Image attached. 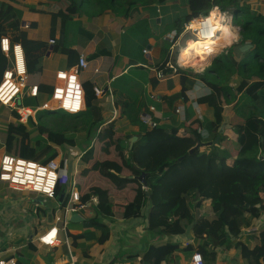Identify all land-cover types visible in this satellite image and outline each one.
I'll list each match as a JSON object with an SVG mask.
<instances>
[{
  "label": "trees",
  "instance_id": "obj_1",
  "mask_svg": "<svg viewBox=\"0 0 264 264\" xmlns=\"http://www.w3.org/2000/svg\"><path fill=\"white\" fill-rule=\"evenodd\" d=\"M167 1L43 0L36 6H30L15 0H0V39L9 36L11 42L22 46L26 86H36L39 93L37 98H25L23 106L36 110L41 104L38 102L39 97L48 98L52 94L53 80L44 76L41 69L42 59L50 47L53 48V54L65 57L66 70L77 64L79 52L68 46L69 27L81 40L91 41L95 38L93 32L80 25L81 16L91 20L123 12L122 17L131 20L140 14L141 9L155 8L157 4ZM241 1L187 0L185 7L166 6L162 9V18L155 17L152 23L142 19L128 27L134 41L133 49H127L123 60L124 69L129 67V77L131 75L134 79L145 80L153 93L167 92L179 86L178 93L165 97L168 107L178 100L187 104L188 92L196 83L202 84L208 93L199 96L196 104L209 109L211 119L203 117L201 121L193 117L192 109L188 108L184 121L179 124H159L151 117L157 125L149 127L140 117L141 102L130 94L135 82L132 83L125 76L115 79L111 86V99L117 114L100 132L102 137L98 136V130L103 125L99 104L104 103L106 98L96 97L93 92L95 86L89 83L82 84L85 95L83 112L71 115L60 110H40L35 114V121L29 118L26 124L18 121L8 124L4 153L43 164H49L57 158L55 148H74L78 145L67 133L79 130L77 121L83 124L80 129L90 128L87 134L88 139L92 137V141L79 158L87 165V170L83 174L77 173L75 182L80 203L89 202L93 196L98 198V203L92 207L93 216L85 220L82 226L72 224L70 230H76L77 227L82 231L78 235L69 233L74 245L79 240L89 239L96 244H104L109 238V230L101 222V217L115 220L140 218L143 217L142 209L147 207V230L152 234L171 237L183 235L191 226L194 243L187 245L183 251L193 253L198 249L204 264H214L217 249L231 248L239 250L245 264H264V231L259 234V243L253 246L237 240L241 227L249 228L252 220L264 212V119L242 117L238 113L237 98V95L243 94L255 101L264 92V16L252 13ZM60 2H65V5L51 12L60 23L58 37L51 36L53 45H49L48 41L30 39L21 32L24 11L45 13L43 7ZM214 8L232 17V24L239 28V40L215 58L203 72L178 67L172 72L166 66L168 62L175 61L170 46L162 48L161 61H157L158 49L155 46L152 62L145 58L143 50L152 40L157 43L163 37L166 26L165 31L169 28L174 32V42L183 33L185 24L207 16ZM34 26V23H30V28ZM244 44L252 45L253 49L245 54L242 61L236 62L232 55L233 48ZM101 56H111L103 44H99L86 60L92 61ZM6 68L7 60L0 51V80ZM157 74L163 78H158ZM231 75L239 80L235 90L227 83ZM228 105H232L229 126L236 135L228 147V153L234 158L230 165L225 161L218 162L220 156L213 149L206 156L199 155L201 149L208 148L216 140L219 145L226 141L218 130L223 121L224 106ZM58 112L63 113L70 122L57 129L49 128L42 122L44 114ZM11 115L18 119L16 112ZM148 115L151 116L149 112ZM122 118H126L130 126L138 130V141L130 150L121 142L118 144L121 135L114 129L116 121ZM184 130L186 132L183 134ZM202 131L207 132V139H203ZM33 133L36 134L32 136ZM97 136L101 141L98 145L97 141L94 142ZM142 174H145L147 188L138 179ZM56 193H59V189ZM209 197H212L210 207L214 218L196 217L193 211L201 208ZM37 211L40 209L37 208ZM41 212L46 214L42 209ZM238 223H241V227ZM83 227L86 230H82ZM36 248L33 242L28 241L24 251L33 253ZM179 248V244L170 242L158 247L149 246L140 254V263H167Z\"/></svg>",
  "mask_w": 264,
  "mask_h": 264
},
{
  "label": "crops",
  "instance_id": "obj_2",
  "mask_svg": "<svg viewBox=\"0 0 264 264\" xmlns=\"http://www.w3.org/2000/svg\"><path fill=\"white\" fill-rule=\"evenodd\" d=\"M15 1L21 4L36 6L39 2H42L43 0ZM179 1L180 0H175V2L168 1L163 4H157L155 8L152 7L150 9H141L140 14L134 16L133 19L135 17H141L148 20V22L152 23L151 21L153 20V18H162V9H165L166 6L177 5L185 7L187 5V3L180 4ZM241 4H245L252 13H259L264 16V0H243L241 1ZM42 9L45 11V13H30L27 11L23 12L22 21L27 22L28 24L34 23L35 26L33 28H28L27 30H21V32L24 33L30 39L49 41L52 35L55 38L58 37L60 23L54 15L50 14L49 11L45 9V7H43ZM91 21H93V19ZM79 23L83 28H85L83 25V23L85 24V21L80 22L79 20ZM100 30L103 31V33H100V35H95V38L93 40L88 41L86 39L81 40V38L77 36L76 32L70 29L69 27L68 46H70V48L72 49H77V51L79 52V56L82 55L85 58L89 54L93 53L97 49L99 44H103L106 50L111 53V56H101L95 60L87 61L88 68L80 72L79 74L80 81L82 84H93L95 87L101 89L102 91L107 89L105 93L103 92L100 95H96V97L98 98L102 96H105L106 98L104 103L99 104L103 123L101 128L104 129L107 124L110 123L116 117L117 114V111L115 110L111 99V86L115 83L117 79L125 76L129 77V67L124 69V54L121 53V56L118 52H116V49L119 46V38H117L116 35L117 33L114 34L112 30H108L107 28L104 29L102 27ZM163 33L165 34V32ZM237 36L239 38V34ZM150 47V50L147 48L146 49L149 51L148 55H150V60H152V56L154 54V52L152 51L154 48V40L150 42ZM239 47L240 45L235 46L233 48L232 55L233 59L236 62L242 61L246 57L245 54L253 49L252 46L250 50L246 52H240ZM148 55H145V58H147ZM192 65L194 66L195 64ZM41 69L44 76L49 77L53 80L56 72H58L59 70H66L65 57L63 55L53 54L51 51L49 56H44V58L42 59ZM129 79L132 83L136 81L131 75ZM235 80H237V82L239 81L237 77L233 80V82ZM179 90L180 87L176 86L172 90L167 92L153 93L151 92V89L150 92L155 95L156 99L162 98L166 103L164 98L178 93ZM207 93V89L202 84L196 83L193 89L187 94L189 97V102L187 104H183L180 100L175 101L176 107L181 108L183 110L184 118L185 110L190 108L192 109L191 111L193 112V117L199 118V120L201 121L203 120V117L211 119L212 114L209 109L201 108L198 105L197 108L194 107L196 99L199 96H202ZM237 98L239 100V114L242 117L247 118L250 116H256L264 119V92H261L259 94V97L255 101L250 100L247 96H244L243 94L238 95ZM40 99H42L43 101L45 97H39V100ZM166 105L165 108H167ZM224 107L228 108V110L226 111L228 124L226 130H224L223 132L226 141L219 145L217 140L216 143H214L216 145H213V149L220 156V160H218V162L226 161V163L230 165L232 164L234 158L228 153V147L233 142V140H235L236 135L233 129H231V127L229 126V116L232 110V105ZM0 112L3 113L0 121L12 118L10 114L11 112L7 108L3 107ZM162 113L163 112L161 111V114ZM154 114L159 115L160 112L155 111ZM121 120H124V118L117 120L116 124ZM116 124L114 126V129L121 135L120 140L125 137L124 139L128 140L131 143L132 138L136 137V140L132 142L133 146L138 141V138L136 136V132L138 131L137 128L130 126V124L128 123V125L124 128L125 132H120V128L118 129L116 127ZM185 132L186 131L184 130L183 134ZM202 132L203 139H207V132ZM6 133H3V135L0 136V150L2 151L1 156L4 154L3 145ZM125 133L129 134L125 136ZM120 140L118 141V144H120ZM130 147L131 146L129 144V150ZM206 149L207 147L201 149L199 155L206 156L212 148H209L207 150ZM82 151H80L79 153H73L74 155L78 154L77 158L75 159L69 157L67 159L62 160L63 162L64 160H66L65 165L68 166L69 171L73 174H83L87 170V165L79 159ZM0 186L1 192V190L4 189L6 185L0 183ZM211 198L212 197L207 198L202 203L201 208L194 210V215H196V217H204L210 220L214 218V214L212 213L210 207ZM40 199L42 198H39L38 200ZM91 199H96V203L89 204L86 209L78 213L82 218L80 222L71 224H74L75 226H82V223L85 222V220L93 216L92 207H95L97 205L98 198L96 196H93ZM7 200L8 199H6L4 193H0V258L6 261L13 260L15 264H141L140 254L144 252L149 246L158 247L166 244L167 242L179 244L180 248L173 252L169 262H164L162 264H189L191 260V255L196 251L199 252L198 249H196V251H194L193 253L183 251V249L186 248L187 245H193L194 243V238L191 232V226L186 229V232L183 235H177L173 237L160 236L157 233H150L147 230V207L142 209L141 214H143V217L140 218L129 220H115L101 217V222L109 230V238L102 245L94 243V241L91 239L79 240L76 242V245H74L72 238L69 237V233L72 235H78L82 231L77 227L75 228L76 230L69 231L67 229V226L70 223V217L68 216L67 218L63 219L64 225H66V242L60 243L58 247L55 248H47L36 243V239L38 238V236L47 231L52 225H48L47 223L45 224L44 222H41V225L44 224L43 226H36L38 224L36 215L45 216L46 214L42 213L41 209L40 211H37V208L35 209L36 215L34 213V215L31 216V212L27 213V211L24 214L23 210L21 211L19 207H13L16 202H11L12 204H10ZM89 202H91V200ZM54 209L55 206L52 207L51 210H49L52 219L54 217ZM85 211L89 213L88 218H84L81 214ZM58 215L61 214L58 213ZM238 226L241 227V223H238ZM82 230L86 229L83 227ZM262 231H264V212L260 213L258 218L252 220L249 228L241 227V232L237 240H240L244 243L248 242L250 246H253L259 243V234ZM35 233L37 234L35 235ZM96 235L98 236L99 233L96 232ZM28 241L33 242L37 246L35 252L31 253L30 251H24V248L27 245ZM60 249L62 253H60ZM216 251L217 255L214 264H245V262L240 257L239 250L235 248H231L229 250L217 249ZM84 252L86 254H84Z\"/></svg>",
  "mask_w": 264,
  "mask_h": 264
},
{
  "label": "built area",
  "instance_id": "obj_3",
  "mask_svg": "<svg viewBox=\"0 0 264 264\" xmlns=\"http://www.w3.org/2000/svg\"><path fill=\"white\" fill-rule=\"evenodd\" d=\"M212 11H215L217 16L220 14L224 16L220 24H214L211 21ZM225 16V13H221L217 8H214L207 16L199 17L185 24L183 32L190 31L196 38L206 36L213 38L220 33L222 25H225ZM194 21H197L199 24L197 28L192 27ZM23 28L26 29L27 24H24ZM183 38L182 42H185ZM53 43V40H49V44ZM0 50L8 61L7 68L3 72L0 80V105L9 109L11 114L12 112L17 113L18 119L14 118L15 121L22 124H26L29 118L35 121L34 117L36 112L50 109L48 103L52 101L58 102L56 110L71 115L79 114L85 110V95L79 77L80 72L88 68V62L84 56L80 55L77 64L68 72H56L51 97L36 110H32L31 108L23 106V101L28 97L36 98L38 91L36 86H26L27 74L23 48L18 43H11L8 37H2L0 39ZM148 52L147 49L143 50V53L146 55H148ZM171 56H173L172 52ZM166 66L172 72H175L177 67H184L179 63L178 57L175 58L174 62H168ZM157 77L163 78L161 74H157ZM93 92L95 95L103 93L97 87L93 88ZM150 109L154 113V109ZM180 110L182 109L177 108L176 112L180 113L183 119L184 112L183 110L180 112ZM141 119L149 127H155L157 125L147 115H143ZM65 163L66 160H64L62 165L60 162L58 167L55 166L52 168L48 164L13 157L5 153L0 159L1 184L6 185L14 192L38 195L46 201L56 203L51 227L36 239L37 244L47 248L58 247L60 243L66 241L64 218L79 213L86 209L89 204L96 203V199H91L89 203H80L75 182L76 174L70 172ZM57 189H59L58 194L56 193ZM58 213L61 215H58ZM0 264H15V262L0 258ZM189 264H204L199 252H194Z\"/></svg>",
  "mask_w": 264,
  "mask_h": 264
},
{
  "label": "rangeland",
  "instance_id": "obj_4",
  "mask_svg": "<svg viewBox=\"0 0 264 264\" xmlns=\"http://www.w3.org/2000/svg\"><path fill=\"white\" fill-rule=\"evenodd\" d=\"M168 1L169 2L170 1L175 2V0H168ZM179 2H180V4H185L187 1L186 0H180ZM64 5H65V2L49 3L48 6L45 7V9L47 11H49V13L51 14V12L54 13L56 10L62 8ZM123 14H124L123 12L119 13V14H107V15H104V16L99 17V18H93V21H91L92 19L87 20V18L85 16H81L79 18V20H80V22L85 21V24L83 23L84 27L86 29H88L89 31L93 32L95 35H100V33H103V31L100 30L101 27L104 29L107 28L108 30H112L114 32V34L117 33L116 35H117V38H119V46L117 47L116 52H118L122 56V54H124L127 51V49H133V47H134V41H133V38L131 36V31L128 27L135 24L136 22L140 21L141 19H144L141 17H135L133 20L132 19L131 20H125L122 17ZM225 15H226L225 16V19H226L225 25H230V26L232 25L231 27L233 28V31L236 33V39L232 40V41H228L224 44L218 45V43H216L215 41L216 40L219 41L220 37H219V35H216L212 40L214 42L212 44L213 48L211 50H209L210 45L205 46L206 56L204 58L200 59V57L196 55L197 59L195 61H191V60L188 61L187 65L182 67V69L192 70L193 72H201L203 70L202 65L207 63L211 57H212V60H214L215 58H217L218 56L223 54L225 52L224 50L229 48V45L232 42L234 43V41H235V44L238 42L239 38L237 36V33H238L239 28L232 24V17L229 14L225 13ZM230 17H231V19H230ZM223 19H224V17L220 18V20H222V21H223ZM240 19H242V18H240ZM166 29H167V26L165 27V30ZM165 30L163 29V32H165L163 37L158 39L157 43H156V41H154V46L158 49L157 50V56H158L157 61H159V60L161 61V58L163 55V53H161L162 48L165 49L168 46H170L171 52L173 54L172 58L174 59V56L176 58L179 55V53L181 52V50L184 48V46L187 43H189V41H191V39H197L192 32L187 31V32L181 33V35L173 42L174 35H175L174 32L171 31V29H169V28L167 31H165ZM161 33H159V34H161ZM182 37H184L183 41H185V42H182ZM222 46H225V47L219 49ZM155 52H156V49H155ZM144 55H146V54H144ZM149 56L150 55L147 56V59H149V61H151ZM192 64H195V65L193 66ZM199 64L201 66H199ZM234 79H236V76L231 75L228 79V82H227L229 86L231 85L232 90H235V87L238 83L237 80H235L233 82ZM135 80H136L135 84L133 85V87L135 86V88L132 87L133 89L130 91V94H133V96L137 97L138 101L141 102L140 117H142L143 114L148 115V112L152 113L150 108H153L154 113H155V111L160 112L159 115L152 113V117L155 116V117H153V120L156 119L159 122V124L160 123L161 124H171L174 122L179 124L180 122L184 121V118L182 119L180 113L176 112V110H177L176 103H174L171 107H168L162 98L161 99L155 98V95L150 92L149 86H148V84L145 83V80L140 79V78L135 79ZM43 101H42V99H40L39 104L42 103ZM165 105L167 108H165ZM2 108L3 107H0V110ZM227 110H228V108H226V111ZM161 111L163 112L162 114H161ZM181 111L182 110H180V112ZM51 112H54V111H51ZM238 113H239V109H238ZM2 114L3 113L0 112V119L2 118ZM223 114H222V118L224 116ZM225 116H226V112H225ZM11 117H12V115H11ZM35 119H36V115L34 117V120ZM14 121L15 120L13 117L9 118V119H5L4 121H0V136H2L3 133L4 134L6 133L8 124L10 122H14ZM42 122L46 126H48L49 128L57 129L60 126H65L70 121L66 118V116L63 113L58 112L57 114H44ZM77 122H78L77 126H78L79 130L76 132H67V133L70 137H72V139L75 142L78 143V145L76 146V148L74 147L73 149H71V147H69V146H64L62 148H58V147L55 148L56 149L55 151L57 152L58 155H57V158L55 159L56 162H55L54 166L58 167L60 162H63L62 161L63 159H67L69 157L74 158V159L77 158L78 154L74 155L73 153H75V152L79 153L80 151L83 150V148L87 147L90 144V142L92 141V137L90 139H88V134H87V131H90V128L88 127L86 129H80L83 126V124L81 123V121H77ZM128 123H129L128 120L126 118H124V120L117 122L116 127L118 129L120 128L119 129L120 132H125L124 128H125V126L128 125ZM226 128L224 130H226ZM103 130L104 129L100 127L98 130V133H100ZM228 130H230V129H228ZM35 134L36 133H33L32 136H34ZM128 134L129 133H125V136ZM99 135L101 136V133L98 134V136ZM98 136L94 139V142L97 141L96 145H98L101 142L97 139ZM124 138H122V140H120V142L122 143V145L124 147H129L130 142L128 140H125ZM213 145H216V144L209 145L207 149H209V148L213 149ZM70 151H71L72 156L70 155ZM1 154H2V151L0 150V156H1ZM51 163L52 162H50L48 165L53 168L54 166H52ZM225 163H226V161H225ZM0 193H4V195L6 196V199H8L7 201H9L8 203L12 204L11 202H16V204L13 205V207H19L21 209V211L23 210L24 214L27 211V213L31 212L30 215L32 216V215H34L36 208L43 209L46 212L45 216L44 215H38L37 216L35 213L37 220H38V224L36 225L37 227L44 225V224L41 225V222H44L45 224L47 223L48 225L52 224V222H53L52 216H51V213L49 210H51L52 207L56 206L55 202L38 200L41 197L33 195V194H29V193L14 192V191L10 190L7 186H5V188L2 189ZM193 213H194V211H193ZM81 214L84 218H88V215H89L88 212L85 211ZM71 227H72V224H69L67 226V229L70 231ZM30 232H31V228H30ZM36 234L37 233H35V235ZM57 250H59V249H57ZM60 251H61V249H60ZM60 253H62V251Z\"/></svg>",
  "mask_w": 264,
  "mask_h": 264
},
{
  "label": "bare ground",
  "instance_id": "obj_5",
  "mask_svg": "<svg viewBox=\"0 0 264 264\" xmlns=\"http://www.w3.org/2000/svg\"><path fill=\"white\" fill-rule=\"evenodd\" d=\"M223 17L224 16L222 14L217 16V13L215 11L211 12V19H212L211 21L214 24H220V22H222V20H220V18H223ZM198 25H199L198 22L194 21L193 24H192V27L193 28H197ZM218 35L220 37V40L219 41L218 40L215 41L216 43H218V45L224 44V43H226L228 41H232V40L236 39V33L233 31V28L230 25H222L221 31H220V33ZM213 38H210V37L206 36V37H203V38L191 39V41H189V43H187L184 46V48L181 50V52L179 53V55H178L179 63L182 66H186V63L188 61H190V60L191 61H195L197 59V56H199L200 59L204 58L206 56L205 46L206 45L207 46L210 45L209 46V50H211L213 48V47H211L212 44L214 43L212 41ZM199 66H201V65L199 64ZM55 162H56V160H53L51 165L54 166Z\"/></svg>",
  "mask_w": 264,
  "mask_h": 264
},
{
  "label": "water",
  "instance_id": "obj_6",
  "mask_svg": "<svg viewBox=\"0 0 264 264\" xmlns=\"http://www.w3.org/2000/svg\"><path fill=\"white\" fill-rule=\"evenodd\" d=\"M21 25L23 26L24 25V22H22ZM238 34H239V30H238L237 35ZM234 43H235V41H234ZM234 43L232 42L229 46H232ZM146 48L150 50L151 47H150V45H148V46H146ZM251 48H252V45H250V44H244V45H242V46L239 47V50H240V52H246V51L250 50ZM52 49H53L52 47L49 48L48 52L46 53V56H49V54L52 51ZM212 61L213 60H212V57H211L208 60V62L205 63L202 66L203 67H208L212 63ZM106 91H107V89H105L103 92L105 93ZM48 106L50 107V109H49L50 111H56V108L58 106V102L57 101L49 102L48 103ZM194 107L197 108L196 102L194 103ZM225 112H226V107H224V110H223V113L224 114L222 113L224 116H223L222 124H221V126H220V128L218 130L219 134H222L224 132V129L227 127V124H228V118H227V116H225ZM135 140H136V137H133L132 140H131V143H130V146L131 147H132V142H134ZM216 141L214 143H216ZM144 177H145V174H142L138 179L142 182L143 187L144 188H147V184H146V182L144 180ZM81 220H82V218H81V216L79 214H73L69 218V222L70 223H78Z\"/></svg>",
  "mask_w": 264,
  "mask_h": 264
},
{
  "label": "clouds",
  "instance_id": "obj_7",
  "mask_svg": "<svg viewBox=\"0 0 264 264\" xmlns=\"http://www.w3.org/2000/svg\"><path fill=\"white\" fill-rule=\"evenodd\" d=\"M22 22H24V21H22ZM24 24H27V28L24 29V28H23L24 25H23V26L21 25V27H20L21 30H27L28 28H30V23L28 24L27 22H24ZM4 37H8L9 41L11 42L9 36H4ZM50 40H53V39H50ZM53 41H54V40H53ZM11 43H13V42H11ZM13 44H14V43H13ZM18 44H19V43H18ZM48 44H49V41H48ZM53 44H54V43H53ZM53 44H49V45H53ZM234 44H235V43H234ZM21 47H22V46H21ZM229 47H230V46H229ZM0 51H1V50H0ZM1 53H2V52H1ZM2 54H3V53H2ZM3 55H4V54H3ZM4 57H5V55H4ZM177 57H178V56H177ZM5 58H6V57H5ZM6 60H7V58H6ZM174 60H175V56H174ZM7 62H8V61H7ZM205 68H206V67H203V70H204ZM71 69H72V68H71ZM5 70H6V69H5ZM5 70H4V71H5ZM69 70H70V69H68V70H59V71H66V72H68ZM203 70H202V71H203ZM4 71H3V72H4ZM202 71H201V72H202ZM201 72H198V73H201ZM2 74H3V73H2ZM1 78H2V77H1ZM53 84H54V79H53ZM27 87H28V86H27ZM31 87H32V86H31ZM37 91H38V90H37ZM38 96H39V93H38ZM38 96H37V97H38ZM37 97H36V98H37ZM50 97H51V96H50ZM32 98H34V97H32ZM48 98H49V97H48ZM48 98H46V99L40 104V106H41V105H42V104H43ZM0 106H1V105H0ZM1 107H3V106H1ZM32 110H33V109H32ZM48 110H49V109H48ZM49 111H50V110H49ZM56 111H57V110H56ZM149 113H150V112H149ZM153 114H154V113H153ZM143 115H146V114H143ZM150 115H151V116H149V115H147V116H149V117L151 118V117H152V113H150ZM152 118H153V117H152ZM198 119H199V118H198ZM141 120H142V119H141ZM151 120H152V119H151ZM33 195H34V194H33ZM36 196H38V195H36ZM39 197H41V196H39ZM41 198H42V200H44L43 197H41ZM45 201H46V200H45ZM49 202H50V201H49ZM53 213H54V210H53ZM76 214H78V213H76ZM52 221H53V219H52ZM52 223H53V222H52ZM63 242H64V241H63ZM65 242H66V241H65ZM9 261H11V260H9Z\"/></svg>",
  "mask_w": 264,
  "mask_h": 264
}]
</instances>
